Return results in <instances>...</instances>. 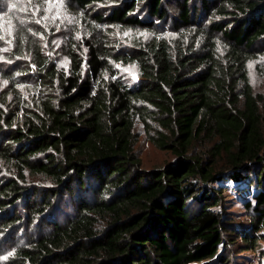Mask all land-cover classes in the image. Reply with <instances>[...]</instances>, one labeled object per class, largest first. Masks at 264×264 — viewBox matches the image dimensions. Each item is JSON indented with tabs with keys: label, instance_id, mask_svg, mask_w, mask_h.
Here are the masks:
<instances>
[{
	"label": "trees",
	"instance_id": "16d2710c",
	"mask_svg": "<svg viewBox=\"0 0 264 264\" xmlns=\"http://www.w3.org/2000/svg\"><path fill=\"white\" fill-rule=\"evenodd\" d=\"M65 1L103 25L179 38L110 52L139 78L106 80L96 43L60 46L39 0L11 13L0 0V232L14 245L0 264H232L233 246L254 249L264 96L247 61L264 54V0ZM138 121L172 161L141 166ZM227 181L254 186L249 222L227 212Z\"/></svg>",
	"mask_w": 264,
	"mask_h": 264
},
{
	"label": "rangeland",
	"instance_id": "374dc122",
	"mask_svg": "<svg viewBox=\"0 0 264 264\" xmlns=\"http://www.w3.org/2000/svg\"><path fill=\"white\" fill-rule=\"evenodd\" d=\"M20 1L24 3V0H13L12 7L9 13L17 7V2ZM38 2V0H37ZM10 1L8 4L10 5ZM42 4V14L45 15L56 25L58 31V45L65 46L68 39L72 44H77L78 39L87 41H92L100 47V53L102 58H105L106 65L103 69V76L106 80H113L116 77L123 78L125 81H133L139 78L138 66L134 63H124L121 60H116L110 52H115L119 47L129 46L131 44L138 45L139 43H148L153 39H160L167 37L171 39L179 38V34L173 33L164 36L166 32L163 28H140L125 25H103L95 20L89 12H84L78 8H75L74 4L67 2L65 0H39V4ZM4 2L0 3V13L1 8H3ZM37 7V5H36ZM6 10V8H5ZM42 20V19H41ZM127 33V35H125ZM197 32H192V36ZM189 37L187 38V40ZM77 40V41H75ZM219 42V48L224 47L225 43ZM81 51H86V47L81 46ZM63 49H59L61 53L58 58L61 64H68V57L63 53ZM88 53V49H87ZM247 70L250 78L251 85L254 92L257 94H262L264 96V54H253L252 57L247 61ZM135 131L138 134L137 143L135 149L140 158L141 166L145 169H150L153 167H161L166 163L174 159V154L168 150H163L157 147L152 141L149 135L145 132L143 125L138 121L136 123ZM209 148V143L200 141L197 145V151L206 156ZM225 163L222 160L220 166ZM2 164H0L1 166ZM4 169L3 171H5ZM0 175H5L6 173ZM14 174V172H13ZM9 175V173L7 174ZM15 176V174H14ZM32 179V178H30ZM36 182H42L40 179H34ZM228 182V181H227ZM244 184V183H243ZM254 186L248 184L243 185V191L240 188L234 187L233 183L228 182L224 185L225 193V208L230 214V217L235 218L237 221L249 222L250 216L246 208L244 207L245 199L252 198V190ZM22 234V232H21ZM20 234V235H21ZM260 237L258 243L254 249L242 251L240 253L236 252L238 246H233L232 250L236 254L233 258L232 264H264V228L259 233ZM3 234L0 232V262L4 263L9 255L14 250V245H7L5 242ZM239 242V241H238ZM231 253L230 256L234 253Z\"/></svg>",
	"mask_w": 264,
	"mask_h": 264
},
{
	"label": "snow or ice",
	"instance_id": "6c2138e0",
	"mask_svg": "<svg viewBox=\"0 0 264 264\" xmlns=\"http://www.w3.org/2000/svg\"><path fill=\"white\" fill-rule=\"evenodd\" d=\"M12 7H15V5H12ZM21 23H23V22H21ZM125 35H127V33H125Z\"/></svg>",
	"mask_w": 264,
	"mask_h": 264
}]
</instances>
